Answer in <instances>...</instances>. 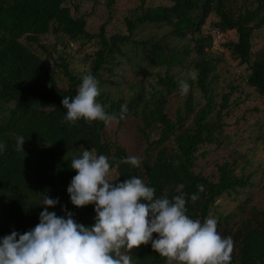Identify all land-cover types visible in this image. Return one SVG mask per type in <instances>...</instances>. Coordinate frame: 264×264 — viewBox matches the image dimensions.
<instances>
[{
	"label": "trees",
	"instance_id": "trees-1",
	"mask_svg": "<svg viewBox=\"0 0 264 264\" xmlns=\"http://www.w3.org/2000/svg\"><path fill=\"white\" fill-rule=\"evenodd\" d=\"M84 1L0 0V143L7 145L0 151V240L13 231L24 234L35 228L45 207L42 194L59 199L49 212L64 218L70 212L77 223L94 225L95 206L76 207L67 192L77 174L71 162L85 149L109 158L110 173L116 171L110 180L114 183L137 177L155 189L157 198L185 194L186 214L201 222L225 194L254 186L245 164L238 173V157L217 163L212 172L195 167L202 145L228 143L225 117L233 92L222 94L217 103L214 85L221 58L211 51L215 34H205L204 27L215 16L212 30L238 34L237 41L224 45L248 65L247 84L264 98V59L251 62L253 38L264 27V0H167L148 6L139 0L125 17L126 33L107 29L120 0L103 3L108 18L96 30L88 26L91 13L82 11ZM49 34L55 37L52 48L40 46L46 57L54 58L53 67L35 48ZM75 45L80 51L73 50ZM87 45L93 52L85 51ZM77 55H83L79 62L84 60L87 69L72 67ZM124 66L131 72L122 78L115 70ZM88 73L99 82L97 101L116 115L119 126L128 118L138 121L137 131L146 143L139 167L120 163L129 154L104 138L102 121L62 122L67 111L62 99L75 96ZM182 80L190 85L186 95ZM174 98L178 104L172 110ZM125 104L128 112L121 120ZM18 136L25 139L23 151L15 150ZM192 194L198 199L191 200ZM253 210L257 213L250 216ZM217 221L220 235L234 242L231 264H264V208L253 207L250 194ZM130 255L133 264H166L151 242Z\"/></svg>",
	"mask_w": 264,
	"mask_h": 264
},
{
	"label": "clouds",
	"instance_id": "clouds-1",
	"mask_svg": "<svg viewBox=\"0 0 264 264\" xmlns=\"http://www.w3.org/2000/svg\"><path fill=\"white\" fill-rule=\"evenodd\" d=\"M190 77L195 80L196 73ZM81 79L76 95L64 96L61 101L67 110L62 122L99 120L107 126L115 121L116 115L108 114L97 101V79L91 73ZM180 89L186 95L189 83L180 81ZM127 112V105H122L119 119L123 120ZM24 142V137L18 136L15 150L23 151ZM6 147L0 143V151ZM120 163L139 167L140 158L129 156ZM71 168L77 173L67 188L71 203L76 207L93 204L94 225L77 223L70 212L67 218L49 212L59 199L42 194L45 207L39 223L24 234L13 231L0 240V264H133L131 250L149 242L166 258V264H231L232 238L220 235L215 217L203 222L191 219L186 214L185 194L157 198L155 189L137 177L114 183L108 178L109 158L87 149L80 158H73ZM197 188L203 190L202 185ZM190 199L198 196L192 194Z\"/></svg>",
	"mask_w": 264,
	"mask_h": 264
},
{
	"label": "rangeland",
	"instance_id": "rangeland-1",
	"mask_svg": "<svg viewBox=\"0 0 264 264\" xmlns=\"http://www.w3.org/2000/svg\"><path fill=\"white\" fill-rule=\"evenodd\" d=\"M74 1L79 2L81 0ZM105 1L85 0L83 2L82 11L91 13L88 23L89 28L96 30L99 25L107 20V10L104 9L105 5H103ZM138 3L139 0H120L111 22L107 26L108 31L110 33H126L125 17L129 14L130 7ZM160 3L164 4L168 3V1L146 0L147 6ZM214 20H216L215 16L209 18L204 27V33L211 31V33L215 34L211 51L214 56L221 58L217 70L219 78L214 85L215 90L219 93L217 103L221 101L222 94L233 91L230 103L231 109L225 117V121L228 123L226 128L228 143L220 146L217 143L202 145L200 149L201 157L197 161L195 169L196 171L204 169L206 172H212L216 170L217 163L222 162L224 159L232 160L234 157H238V173L240 174L241 172V164H245L247 166L245 174L252 173V182L254 183V186H247L243 191L239 190L237 193L225 194L217 201V205L212 207L210 211V216L218 220L219 215L226 216L231 214L236 206L249 194L252 198L253 207L257 209L264 208V98L258 90L247 84L248 65L241 64L224 45L229 41H237L238 34L235 31L215 32L210 25ZM54 40L53 34H49L41 39V44L35 45L36 50L42 54L44 59H47L49 67L54 66V58L46 57L42 51L44 47L51 49V41ZM40 45L45 46L41 48ZM83 48L86 52H93L94 50V47L90 45ZM73 50L80 51V48L75 45ZM252 51L251 62L255 59H264V27L256 31L253 38ZM68 52L72 53L70 49ZM82 57L83 55H77L76 61L72 64L74 69L80 71L87 69L88 66L84 60L81 63L79 62ZM115 72L125 78L131 71L127 66H124L122 69H116ZM109 89L112 88L109 87ZM125 91H128L127 88H125ZM198 96L204 103L205 98L201 97V94H198ZM173 103L172 110L178 104L176 103V98L173 99ZM137 123L138 121L134 118H128L122 126H119L117 118L106 126L103 133L104 138L109 141H116L123 146L129 156L139 157L146 147V143L137 131ZM241 156H247V160L244 162L241 160ZM115 176L116 171H114V174L110 173L108 178L111 180ZM256 213L253 210L250 216H254ZM195 220H199V218ZM229 228H231L232 233L237 232V227L230 225Z\"/></svg>",
	"mask_w": 264,
	"mask_h": 264
}]
</instances>
